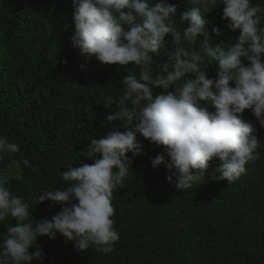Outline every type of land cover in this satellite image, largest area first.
I'll return each instance as SVG.
<instances>
[{
  "label": "trees",
  "instance_id": "obj_1",
  "mask_svg": "<svg viewBox=\"0 0 264 264\" xmlns=\"http://www.w3.org/2000/svg\"><path fill=\"white\" fill-rule=\"evenodd\" d=\"M148 2L154 6L160 0ZM166 2L177 5L173 19L182 34L187 25H181L178 17L194 6L193 0ZM250 3L262 9L259 27L264 32V0ZM224 7L223 0H209V12L202 9L213 47L233 44L240 35L227 27ZM73 11L72 0H0V136L20 148L15 154H0V176L13 164L19 169L16 177L0 180L29 203L35 221L51 220L61 206L50 208L51 201L36 206L32 199L44 191L70 187L61 177L68 166L92 163L85 158L88 145L111 130L107 122L103 128L100 124L118 111L110 98L123 94V78L132 70L139 78L134 64L127 69L104 65L72 46ZM213 28H219L220 34ZM165 40L170 52L174 37L169 33ZM183 46L190 45L183 42ZM168 52L153 59L167 62ZM207 60L204 56L201 67H208V77L215 79L218 64ZM153 69L158 71V65ZM161 91L153 87L154 97ZM243 119L253 123L260 142L245 173L228 184L218 179L214 172L218 160L213 159L205 177L182 191L174 186L175 177L168 181L170 173L164 165L152 167V159L163 148L137 134L141 154L127 153L134 162L123 187L113 191L112 219L120 237L113 251L105 254L90 246L81 253L73 241L66 242L57 233L55 239L37 238L44 258L32 264H264V128L251 110ZM166 160L170 162V157ZM15 223L11 216L0 221V244L7 227Z\"/></svg>",
  "mask_w": 264,
  "mask_h": 264
},
{
  "label": "clouds",
  "instance_id": "obj_2",
  "mask_svg": "<svg viewBox=\"0 0 264 264\" xmlns=\"http://www.w3.org/2000/svg\"><path fill=\"white\" fill-rule=\"evenodd\" d=\"M72 4V46L82 56H94L104 65L127 69L134 64L139 78L132 70L123 78V94L110 98L118 111L100 124L103 128L107 122L111 130L90 141L85 158L92 163L68 166L61 177L70 187L44 191L32 199L36 206L46 201L52 202L50 208L61 206L51 220L35 221L29 203L13 195L6 181L0 180V221L9 216L16 221L7 227L0 244V264L43 260L37 238L55 239L57 233L66 242L73 241L81 253L90 246L111 253L120 239L112 219L113 191L123 187L134 162L127 153L133 157L141 154L137 134L163 148L152 159V167L164 165L170 173L168 181L175 177L178 191L205 177L213 159L218 160L214 170L218 179L235 182L245 173L246 164L255 159L259 147L253 123L243 119L245 111L251 110L264 128V32L259 27V6L251 5L250 0H223L222 18L240 35L233 44L213 47L202 14V9L209 12V0H193L194 6L179 15V23L187 25L182 34L173 19L177 5L166 0L154 6L148 0H72ZM212 32L219 35L220 29ZM169 33L174 37L170 52L165 40ZM183 42L195 47L183 46ZM161 52H168V61L157 63L153 57ZM204 56L207 62L218 64L215 79L208 77V67H201ZM153 87L162 90L155 97ZM19 151L17 144L0 136V154ZM23 163L27 166L28 160ZM33 247L37 250L30 253Z\"/></svg>",
  "mask_w": 264,
  "mask_h": 264
},
{
  "label": "rangeland",
  "instance_id": "obj_3",
  "mask_svg": "<svg viewBox=\"0 0 264 264\" xmlns=\"http://www.w3.org/2000/svg\"><path fill=\"white\" fill-rule=\"evenodd\" d=\"M17 175H19L18 166L13 164L8 169L4 170L0 177L3 179H8L10 177H16Z\"/></svg>",
  "mask_w": 264,
  "mask_h": 264
}]
</instances>
